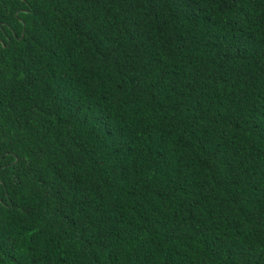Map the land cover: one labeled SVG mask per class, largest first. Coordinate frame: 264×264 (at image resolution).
Instances as JSON below:
<instances>
[{
	"label": "trees",
	"instance_id": "1",
	"mask_svg": "<svg viewBox=\"0 0 264 264\" xmlns=\"http://www.w3.org/2000/svg\"><path fill=\"white\" fill-rule=\"evenodd\" d=\"M0 264H264V0H0Z\"/></svg>",
	"mask_w": 264,
	"mask_h": 264
}]
</instances>
